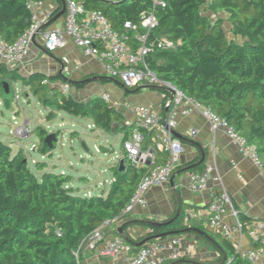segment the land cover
<instances>
[{
  "label": "trees",
  "instance_id": "1",
  "mask_svg": "<svg viewBox=\"0 0 264 264\" xmlns=\"http://www.w3.org/2000/svg\"><path fill=\"white\" fill-rule=\"evenodd\" d=\"M29 1L0 0L1 40L11 44L28 31L32 24ZM80 1L88 9L103 11L118 30L125 22L138 21L143 14L153 11V0H126L105 6L102 0ZM163 1L165 6L155 9L159 19L157 34L166 37L175 48L150 57L149 67L161 80L201 102L255 144L264 166V0ZM60 10L53 13L52 19ZM220 14L228 16L229 32L224 29L225 20ZM44 79L57 82L60 76L34 74L25 77L20 71L0 63L4 106L12 108L10 95L21 82L40 99L44 108L50 110L48 121L57 113L86 120L107 134H124V149L132 132L124 128V113L101 97L83 103L72 94L63 95L59 89H48L41 84ZM5 84L9 86V93ZM75 88L80 90L84 86ZM132 90L125 89L126 93ZM34 134L40 140L38 151L46 156L50 152L45 145L48 130L37 126ZM123 158L124 170L120 172L119 166L112 169L115 181L109 191L88 197L71 187L70 176L49 172L38 177L30 170L22 150L14 154L9 144L0 141V264H81L75 256L81 242L103 222L122 214L146 174L125 152ZM203 167L204 164L198 169ZM176 215L162 222L133 223L124 218L120 226L131 223L127 232L135 225L149 230L145 237L137 239L129 234L133 253L156 241L153 239L138 246L150 236L191 228L187 234L200 231V240L219 252L213 264H223L225 255L228 256L226 264H256L242 258L218 233L195 224L186 225L187 215L183 208L178 218ZM240 221L247 226L245 219Z\"/></svg>",
  "mask_w": 264,
  "mask_h": 264
},
{
  "label": "built area",
  "instance_id": "2",
  "mask_svg": "<svg viewBox=\"0 0 264 264\" xmlns=\"http://www.w3.org/2000/svg\"><path fill=\"white\" fill-rule=\"evenodd\" d=\"M65 1V23L63 27L45 34L46 51L54 53L65 48L66 39L71 38L78 47L86 51L88 56L102 61L106 65L108 76L119 81L125 89L142 85L161 88L166 93L165 107L168 111V119L164 121L161 113L153 107L130 102L124 104L125 109L135 117L132 132L124 143V152L128 159L135 166L144 169L146 174L122 214L113 220L103 222L81 242L75 253L76 259L80 261L84 250L96 251L99 247H103L105 254L113 258L123 257L128 264H166L169 261H179L185 254L181 248L180 237L174 236L166 241L156 240L142 247L137 253H133L131 245L122 237L107 236L112 226L120 224L137 207L147 206L146 194L150 189L170 183L184 153L183 143L173 134V130L177 127V115L181 113L185 117L195 111L199 112L208 121L212 133L223 132L244 157L250 159L256 167L264 169L259 149L224 118L204 107L201 102L186 96L172 83L161 80L149 67L150 57L160 51L175 48V45L166 37L157 34L159 19L155 9L165 6L163 0H153L151 13L143 14L138 21L125 22L120 30L113 27L103 11L88 9L80 0ZM112 1L118 3L122 0ZM41 6V1H29L32 24L16 42L10 44L0 39V63L11 70L22 66L30 53L35 37L52 20V13L38 11ZM41 84L45 87L54 86V83L48 79H44ZM16 86L14 87L15 101L18 102L20 97ZM60 91L63 95H69L71 84H61ZM101 98L112 105L113 100L109 93H103ZM12 126L11 134L16 138L27 139L33 134L30 120L19 122L18 118L14 117ZM38 148L39 145L34 144L31 150L37 152ZM213 172L214 166L211 164H208L201 172H191L188 175V189L193 193H202L207 190ZM215 180L219 181V178ZM231 210L237 220L234 224L227 221ZM198 217L205 219L212 230L221 233L231 243L248 228L244 227L239 220L238 212L233 209L232 198L225 190L219 194H213L212 201L204 211L199 213ZM248 229L253 239L260 245L259 249L247 251L238 247L236 251L242 258L259 264L264 254V222L251 225ZM164 252H168V255L165 256Z\"/></svg>",
  "mask_w": 264,
  "mask_h": 264
},
{
  "label": "crops",
  "instance_id": "3",
  "mask_svg": "<svg viewBox=\"0 0 264 264\" xmlns=\"http://www.w3.org/2000/svg\"><path fill=\"white\" fill-rule=\"evenodd\" d=\"M34 1L42 2V6L38 10L40 13L50 12L53 14L60 9L59 13L63 11V3L61 0ZM65 17L66 14L54 24H48L35 37L28 57L22 66L18 68L20 73L25 74V77H30L34 74L47 76L59 75L60 80L53 82L54 86L48 87V89L60 90L61 84L70 83L72 92V89H76V86L82 84L84 88L77 90V97L72 96L83 103L88 102L92 98L101 97L103 93H107L103 91L102 87H99V84L115 82L124 88L119 81H115L108 76L106 65L102 61L96 57L88 56L86 51L78 47L71 38L66 39L67 44L65 48L54 53H48L46 51L44 47L45 34L56 28L63 27ZM220 18L225 20L224 29L229 32L231 30V24L228 22V16L220 14ZM66 60L68 61L67 63L65 62ZM61 73L68 81L62 78ZM87 81L91 82L87 83ZM105 81L108 83H103ZM152 88L153 86L148 85L133 88L131 92L141 96L139 97L140 99H136L133 102L139 105L153 107L161 113L165 121L168 119V111L165 107L166 93L163 90L158 91ZM94 89L97 92L92 96L89 90ZM145 90L155 92L156 95L148 98L144 94ZM128 94L130 93H126L125 91V96ZM124 104L121 106L122 110L118 109L117 106L119 105L114 104V102L112 106H115L119 111L124 113V128L132 129L130 125L134 123L135 117L125 109ZM176 121L177 127L173 130V133L181 137V139H177L183 143L184 153L181 156L179 167L174 174L177 175L174 179V185L169 183L162 187L150 189L146 194L147 206L137 207L127 218L133 223L143 222L145 220L162 222L172 214L177 213L179 205H182L186 215L190 217V219H186V225L189 227L192 224L202 226L208 231L218 233L225 239L221 233L212 230L205 219L198 217L199 213L204 211L212 201V195L215 193L219 194L225 190L232 198L233 209L238 212L239 220L242 218L245 219L248 228L251 225H258L264 222V169L256 167L250 159L244 157L239 152L238 147L223 132L212 133L208 121L199 112L195 111L185 117L179 113ZM92 127L94 128L93 125ZM46 129L48 130V127ZM32 131L34 134V130ZM48 133L51 134L49 130ZM112 134H107V136L115 139L121 138L122 157L119 160L120 162L124 154V149L122 148L124 134L116 135V137H113ZM203 154L204 162L202 164H204V167L198 169L202 165L198 164L203 159ZM208 164L214 166V172L207 190L202 193L191 192L188 189V175L191 172L203 171ZM112 176V180L109 182L110 187L115 181L113 173ZM215 178H219V181H216ZM80 194L88 197L94 195L92 192ZM230 212L227 221L230 224H234L237 220L232 214L233 210ZM120 227V224L112 226L107 232V236L109 238L118 236L117 231ZM248 228L244 230L241 236L236 237L233 243L230 242L236 250L238 247L247 251L259 249L260 245L253 239ZM128 233L137 239L145 237L149 233V230L135 225L128 229ZM199 236H201V233L198 232L181 236V248L185 252L184 256L179 261H169L166 264L215 263L219 258V252L210 244L201 241ZM164 255L167 256L168 252H164ZM80 262L81 264H128L123 257L113 258L105 254L103 247H99L96 251L84 250ZM259 264H264V254Z\"/></svg>",
  "mask_w": 264,
  "mask_h": 264
},
{
  "label": "rangeland",
  "instance_id": "4",
  "mask_svg": "<svg viewBox=\"0 0 264 264\" xmlns=\"http://www.w3.org/2000/svg\"><path fill=\"white\" fill-rule=\"evenodd\" d=\"M102 1L105 3L104 6L107 2L113 3L112 0ZM13 70L20 71L18 68ZM99 87L111 95L114 104L119 105L118 109H121L126 102L138 104L134 102L141 97L133 92L125 96V89L115 82L99 84ZM16 88L20 98L16 102L13 91L10 95L12 101L10 109L4 106L0 91V141L9 144L14 154L22 150L30 170L38 177L49 172L60 173L72 177L71 187L82 194L92 192L94 195H101L103 191L108 192L109 182L113 177L111 169L119 166V160L122 157L121 138H111L93 128L90 122L68 114H56L58 116L55 115L53 122L49 123L51 121H48L46 117L50 110L43 107L42 102L32 90L21 82L17 83ZM89 91L92 96L97 92L95 89ZM77 93V89H72L70 92L73 96ZM144 94L148 98L156 95L150 90H145ZM14 117H17L19 122L30 120L32 130L41 125L48 127L51 134L58 133L56 149L46 156L39 151L33 152L31 148L34 144H40L39 138L34 134L27 139L13 136L11 131ZM112 136L116 137L115 134Z\"/></svg>",
  "mask_w": 264,
  "mask_h": 264
},
{
  "label": "water",
  "instance_id": "5",
  "mask_svg": "<svg viewBox=\"0 0 264 264\" xmlns=\"http://www.w3.org/2000/svg\"><path fill=\"white\" fill-rule=\"evenodd\" d=\"M62 3H63V11L61 13H59L50 23L49 25H52L54 24L58 19H60L62 16H64L66 14V1L65 0H61ZM126 0H122V2H124ZM109 4H114V3H111V2H107ZM49 53V52H48ZM61 76L62 78L65 80V81H68L61 73ZM91 81H87V83H89ZM5 89L7 91V93H9V86L8 84H5ZM152 89H155V90H162L161 88L159 87H153ZM134 126V123L132 125H130V128H133ZM174 134V133H173ZM174 136L176 138H179L181 139L180 136L178 135H175ZM58 142V137H57V134L55 133H52V134H49L48 137L46 138L45 140V145L48 146V148L50 149V151H53L55 150V145L57 144ZM204 162V154H203V159L200 161V164H202ZM124 163H125V160L124 158L121 159L120 161V164H119V171L122 172L124 170ZM177 175H173V177L171 178L170 180V184L171 185H174V179ZM181 211H182V205H179V208H178V211H177V215H176V218H178L181 214ZM187 219H190L189 216H187ZM131 223H126L124 225H122L118 231H117V234L118 236L122 237L127 243L129 244H132L133 243V240L132 238L130 237L129 233L126 231V229L129 227ZM153 226H156V227H159L161 226L159 223H151ZM191 228H188L184 231H180V232H170V233H167V234H162V235H157V236H150L148 237L144 242H142L141 244H139L138 246L141 247L143 246L145 243L149 242L150 240H163L164 238H168V237H174V236H177L179 234H187V233H190L191 232ZM198 233H201L200 231H198ZM228 262V256L225 255L224 257V263L223 264H226Z\"/></svg>",
  "mask_w": 264,
  "mask_h": 264
}]
</instances>
